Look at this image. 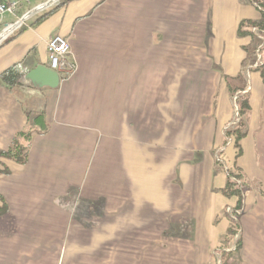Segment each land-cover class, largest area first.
<instances>
[{
  "label": "crops",
  "instance_id": "0c3cea01",
  "mask_svg": "<svg viewBox=\"0 0 264 264\" xmlns=\"http://www.w3.org/2000/svg\"><path fill=\"white\" fill-rule=\"evenodd\" d=\"M261 13L251 0H56L1 40L0 75L26 73L0 79V151L32 135L26 164L0 158V264H221L230 169L264 168L260 46L238 32ZM56 36L77 70L40 87L25 76L50 69ZM244 94L235 159L225 133ZM241 199L231 264H264V193Z\"/></svg>",
  "mask_w": 264,
  "mask_h": 264
},
{
  "label": "trees",
  "instance_id": "16d2710c",
  "mask_svg": "<svg viewBox=\"0 0 264 264\" xmlns=\"http://www.w3.org/2000/svg\"><path fill=\"white\" fill-rule=\"evenodd\" d=\"M251 1L252 3L258 5L264 10L263 0H251ZM244 28L248 29V32L245 33L249 34L251 38H253L251 29L253 28L256 29L259 35L262 36L264 40V13L260 14V18L257 21L241 22L238 31L240 35L244 34V32H242ZM21 29H22V25L19 27L17 31H20ZM256 41H257V46H260V49H258V51L259 53H261L262 51H264V43L259 38L258 40L256 39ZM251 62H252L251 65H253L255 62V56L252 58ZM255 69L260 71L262 80L264 82V62L261 66H258ZM20 78L21 76L18 75V73H16L14 70H7L6 72L0 75L1 81L7 87H12L14 85H17ZM239 90L243 91L244 87L243 86L240 87ZM235 92L236 89L230 91V94L233 96ZM237 106L240 115V120L232 130L226 131L225 133L228 138L232 139L231 146L236 151L235 159H238L241 154V141L246 136L245 122L250 112L249 97L247 94L238 97ZM31 135H32L31 132H20L16 134L13 137L9 148L5 151H0V158L10 160L19 165L26 164L28 159V146ZM234 179L235 180L228 179L226 187L222 190V193L226 197H232V196L238 197L239 200H238V206L235 209L236 212V211H241L242 209V204H241L242 197L239 190L240 186L237 184V181H239V179L236 177H234ZM241 187H242V183H241ZM235 212L233 215L237 219ZM238 230L239 228L237 223L233 219H230V224L226 231V247H224L225 249H229L230 246H232L233 238L238 233ZM240 247H241V242L239 237H237L234 251L229 253H225V252L220 253V257L222 258L221 264H231L232 260L230 258L240 249Z\"/></svg>",
  "mask_w": 264,
  "mask_h": 264
},
{
  "label": "built area",
  "instance_id": "2783aa9c",
  "mask_svg": "<svg viewBox=\"0 0 264 264\" xmlns=\"http://www.w3.org/2000/svg\"><path fill=\"white\" fill-rule=\"evenodd\" d=\"M22 3L29 4L30 0H0V23L5 15H11V16L16 15ZM17 24L18 21L11 25L6 26V29L10 27H14ZM254 31L257 32V30ZM257 37L264 43V40L262 36L259 35V33L257 34ZM47 53L49 57L50 70L56 72L57 74H61L62 79H66L72 76L76 72L77 70L76 63L69 60L70 46L68 42L62 37L56 36L48 42ZM257 56L259 58V61L256 62L255 67L262 65L259 54ZM14 70L20 74L26 73V70L22 69L20 66H16ZM230 213L232 214L233 212L231 211ZM236 213L240 214V212H236ZM231 217L233 220H235V222L237 221L234 215H232ZM235 243H236V236L233 239L234 250H235ZM221 252L223 251L220 249L217 250L215 254L218 257H220Z\"/></svg>",
  "mask_w": 264,
  "mask_h": 264
},
{
  "label": "rangeland",
  "instance_id": "374dc122",
  "mask_svg": "<svg viewBox=\"0 0 264 264\" xmlns=\"http://www.w3.org/2000/svg\"><path fill=\"white\" fill-rule=\"evenodd\" d=\"M38 1H44V0H30L29 4L22 3L21 4L22 9L25 10L26 8H30ZM22 9H20L17 12V14L14 16L5 15L2 18L1 23H0V35L5 31L6 26L11 25V24L21 20L22 17H20V15L23 11ZM254 33H255V35L258 34L256 31H254ZM255 44H257V43H255ZM258 54H259L261 63L263 64V62H264V60H263L264 59V51L259 53V51L257 50L255 53V62L253 64V67H255L256 62L259 61V58L257 56ZM249 169H250V171L244 170L243 174L241 173L240 176L238 175L239 171L235 170V169H230L229 173L232 177H236V178L240 179V181L242 183V188H241V197L242 198H243V195L246 194L247 192L255 193L257 198L261 197V196L263 197V193H264V168L262 166H260L257 169L254 167L249 168ZM259 176H261V177H259ZM237 220L241 221V217L237 216Z\"/></svg>",
  "mask_w": 264,
  "mask_h": 264
},
{
  "label": "water",
  "instance_id": "95a60500",
  "mask_svg": "<svg viewBox=\"0 0 264 264\" xmlns=\"http://www.w3.org/2000/svg\"><path fill=\"white\" fill-rule=\"evenodd\" d=\"M56 0H51L46 2V4L40 6L38 9L29 12L27 15L23 16L21 20L18 22L16 26H14V29L8 34L10 35L12 32H14L16 29H18L22 23L31 15L38 12L43 7H46L47 5L55 2ZM8 35H6L1 40L5 39ZM0 40V41H1ZM25 78L32 83H37L40 87H48L51 89L57 88L59 85V77L58 74L50 69H47L45 67H37L34 70L30 71Z\"/></svg>",
  "mask_w": 264,
  "mask_h": 264
},
{
  "label": "bare ground",
  "instance_id": "6f19581e",
  "mask_svg": "<svg viewBox=\"0 0 264 264\" xmlns=\"http://www.w3.org/2000/svg\"><path fill=\"white\" fill-rule=\"evenodd\" d=\"M14 29V27H10V28H7L1 35H0V40L2 38H4L6 35H8L12 30Z\"/></svg>",
  "mask_w": 264,
  "mask_h": 264
}]
</instances>
